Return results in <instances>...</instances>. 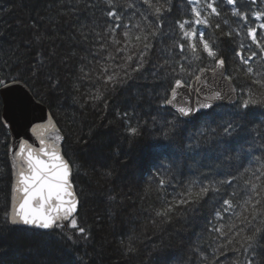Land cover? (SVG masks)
Masks as SVG:
<instances>
[{
    "label": "trees",
    "instance_id": "obj_1",
    "mask_svg": "<svg viewBox=\"0 0 264 264\" xmlns=\"http://www.w3.org/2000/svg\"><path fill=\"white\" fill-rule=\"evenodd\" d=\"M126 2L119 0L121 4ZM84 3L85 0L79 3L77 0H0V9H10L0 11V67H4L6 60L19 61L20 69L26 71L29 65L35 67L39 59L44 60L39 81L34 84L29 81L27 85L33 88L37 99L49 107L66 136L64 154L74 170V184L81 201L80 218L90 229V239H80L73 244L58 234L44 235L22 228L9 230L0 224V249H3L0 264H199L193 249L202 247L211 251L212 237L217 235L206 230L235 219L224 211L223 199L242 203L246 196L244 181L250 176L244 169L254 170L264 164L260 139L264 129L256 131L254 139L247 132L243 133L248 139L240 142L244 145L240 159L223 160L222 149L215 141L188 147L189 137H198L206 127L203 120H195L182 126L186 129L183 142L174 144L161 160L154 145L169 142L159 139L156 129L162 125L168 110L159 108L157 100L168 85L163 77L157 79L151 73L165 58L174 63L181 55L178 48L171 56L168 51L173 49L174 38L179 33L175 22L189 18L191 6L187 0H172L173 10L165 14L164 35L155 44L151 64L143 78L130 81L125 89L111 95L105 107L103 101L97 103L89 99L88 93H94L96 87L92 80L81 78L83 68L94 80L98 76L95 69L105 62L99 54L101 42L96 37V33L102 31L105 17L99 8L85 9ZM240 3L243 5L246 0ZM222 7L225 9L223 19L229 24L225 25L222 19L221 29L213 26L200 30L217 42L226 59L227 74L236 76L234 84L239 86L244 81L236 72L239 61L234 58V50L240 41L247 47L255 49V46L243 33L232 39L224 34L229 27L238 25L227 12L229 6ZM143 8L141 6L142 11ZM140 19L135 15L132 23ZM215 21L213 18V24ZM260 39L264 40V34ZM116 62L121 61L118 58ZM253 64L255 66V62ZM56 81H59L58 88L50 89L49 85H55ZM124 110L133 117V125L137 120L141 124L149 122L140 137L133 139L125 132L127 125L116 115ZM255 111V119L264 122L260 110ZM2 112L3 102H0V117ZM152 116L157 117L156 128L152 127ZM8 132L0 128V141H4ZM10 141L8 135L9 145ZM195 143L193 140V145ZM232 147L240 150L239 144L234 143ZM172 161L178 165L172 173L177 186L189 180L207 183L233 176L235 179L232 185L222 186L221 193L197 213L194 221L178 220L156 228L152 225L151 209L158 206L157 197L163 193L157 191L153 177L160 163ZM130 167H133V176L128 175ZM11 186L9 152L0 143V217L10 204ZM234 191L236 197L231 195ZM171 192L169 188L168 193ZM113 195L117 198L115 201L109 198ZM241 210L236 208V211ZM216 211L224 215L223 221L216 219ZM129 237L133 238L136 248L132 254L126 252ZM217 264H229V261L221 257Z\"/></svg>",
    "mask_w": 264,
    "mask_h": 264
},
{
    "label": "snow or ice",
    "instance_id": "obj_2",
    "mask_svg": "<svg viewBox=\"0 0 264 264\" xmlns=\"http://www.w3.org/2000/svg\"><path fill=\"white\" fill-rule=\"evenodd\" d=\"M187 3L191 6V16L175 22L179 33L174 38L173 49L168 51L171 56L178 48L181 55L174 63L165 58L151 73L157 79L163 77L168 85L163 96L157 100L159 108L168 111L156 130L159 139L169 143H158L154 148L163 160L174 144L183 142L186 129L182 126L193 120H203L205 129L199 132L198 137H189L188 147L215 141L222 149L223 160H238L244 150L240 142L248 139L242 134L247 132L254 139L255 132L264 129V122L255 119L256 109L264 117V40L260 39V35L264 34V7H261L264 0H246L243 5L240 0H187ZM223 5L229 6L227 12L235 18L233 23L238 25L229 27L224 34L232 39L243 33L258 49L247 47L244 41L237 44L233 55L243 67L238 66L236 72L244 81L239 86L234 84L237 77L224 71L226 59L217 42L207 38V33L200 30L201 27L207 29L213 26L221 29L225 14ZM141 6H144L143 11ZM83 7L99 8L105 17L102 31L96 33L101 42L99 54L105 62L95 69L98 76L94 80L83 68L81 78L92 80L96 87L94 93H88L89 99L97 103L103 101L107 107L111 95L125 89L130 81L143 78L151 64L155 44L164 35L165 14L172 12L173 3L172 0H127L126 4L119 3V0H85ZM135 15L141 19L132 23ZM213 18H216L214 24ZM223 23L228 25L229 21L223 19ZM118 58L119 63L116 62ZM43 66L44 60L39 59L35 67L29 65L26 71H22L19 61L12 63L6 60L4 67H0V98L13 93L22 84L39 81ZM25 76L29 79L26 80ZM58 86L59 81H56L49 88ZM32 90L29 87L28 91ZM76 90L79 91V88ZM193 94L195 100L192 99ZM26 100L23 97L18 102L24 105ZM116 115L127 125L125 132L133 139L140 137L149 124L148 121L141 124L137 120L133 125V117L128 110ZM151 119L152 127L156 128L157 117L152 116ZM213 124L214 127L211 126ZM0 128L9 130L0 143L10 153L14 176L10 204L0 217V224L9 230L22 227L44 235L58 234L73 244L79 243L80 239H90V229L80 218L81 201L72 181V165L61 148L65 136L51 115H47L46 123L30 125L32 134L38 139L36 147L27 141L10 146L7 136L11 134L12 123L7 118L0 117ZM260 139L264 147V133H261ZM234 143L240 145L239 151L232 147ZM176 167L175 161L160 163L156 167L153 178L157 191L163 195L157 197L158 206L151 209L153 227L178 220L185 223L194 221L197 213L221 193L222 186L232 185L235 179L233 176L207 183L189 180L177 186L172 174ZM244 171L250 172V176L244 181L246 196L242 203L234 199L222 201L226 206L224 211L235 219L206 230L217 235L212 237L211 251L202 247L193 249L199 264H217L221 257L229 264H264V164L254 170L245 168ZM169 188L171 193H168ZM231 195L236 197L237 193L234 191ZM109 198L113 201L117 199L114 195ZM236 208L242 210L236 211ZM215 216L218 221L225 218L220 211H216ZM68 229L72 230L71 233ZM132 240L129 237L126 246L128 254L136 251Z\"/></svg>",
    "mask_w": 264,
    "mask_h": 264
},
{
    "label": "water",
    "instance_id": "obj_3",
    "mask_svg": "<svg viewBox=\"0 0 264 264\" xmlns=\"http://www.w3.org/2000/svg\"><path fill=\"white\" fill-rule=\"evenodd\" d=\"M224 71L227 73L226 65ZM28 89L29 86L27 84H22L13 93L6 94L4 97H2V101H3L2 117L7 118L12 123V129L10 134L11 136L10 146L14 144H18L21 141H27L28 143L33 144L34 147L38 146V139L36 138V136L32 134L30 130V125L46 123L48 114L51 115L53 122L56 123L57 127L61 130V134L65 136L64 132L62 131L61 127L59 126L58 122L56 121L49 107L46 104H44L42 101L38 100L37 97L34 95V93L32 91L29 92ZM23 97L27 98L26 104L24 105L18 102ZM192 99L193 100L196 99V96L194 94L192 96ZM40 117H44V119H40ZM65 141H66V136L64 142L61 144V148L64 156H65L64 154ZM9 162L11 166L10 153H9ZM11 170H12V183H13L14 176H13L12 166H11ZM72 181L74 184L73 167H72Z\"/></svg>",
    "mask_w": 264,
    "mask_h": 264
},
{
    "label": "rangeland",
    "instance_id": "obj_4",
    "mask_svg": "<svg viewBox=\"0 0 264 264\" xmlns=\"http://www.w3.org/2000/svg\"><path fill=\"white\" fill-rule=\"evenodd\" d=\"M132 173H133V167H130L129 170H128V175H129V174L132 175ZM132 176H133V175H132Z\"/></svg>",
    "mask_w": 264,
    "mask_h": 264
}]
</instances>
